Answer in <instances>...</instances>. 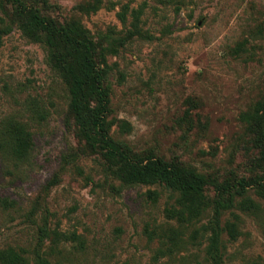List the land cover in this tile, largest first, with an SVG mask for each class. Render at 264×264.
Wrapping results in <instances>:
<instances>
[{"label": "rangeland", "instance_id": "obj_1", "mask_svg": "<svg viewBox=\"0 0 264 264\" xmlns=\"http://www.w3.org/2000/svg\"><path fill=\"white\" fill-rule=\"evenodd\" d=\"M106 1L112 9L103 1L84 15L74 7L87 0H58V16L94 33L128 28L132 12L138 15L141 36L107 59L117 120L111 136L219 179L261 173L264 139L256 142L248 120L264 101V0ZM123 6L124 25L116 16ZM33 101L45 110L38 124L27 121ZM66 103L41 47L14 28L0 34V120L26 122L33 141L28 165L14 168L0 158V200L13 202L0 206V250L31 264L36 227L45 222L56 234L41 248L48 264H206L204 243L187 238L210 216L212 191H205L203 211L189 217L163 187L104 181L93 158L58 173L61 156L76 145L63 125ZM262 125L264 135V119ZM54 173L57 183L44 192ZM36 199L29 224L24 216ZM233 204L220 216L222 264H264V199L246 189ZM226 224H233V237ZM170 235L175 251L166 254Z\"/></svg>", "mask_w": 264, "mask_h": 264}, {"label": "trees", "instance_id": "obj_2", "mask_svg": "<svg viewBox=\"0 0 264 264\" xmlns=\"http://www.w3.org/2000/svg\"><path fill=\"white\" fill-rule=\"evenodd\" d=\"M106 0H87L75 5L74 9L88 15L96 12ZM169 2V0H165ZM58 0H0V34L16 29L20 36L41 47L46 66L59 78L67 96L63 125L76 142L60 158L58 173L79 158H93L104 181L116 180L121 186L156 185L170 194L189 217L203 211L206 205V189L212 191L211 214L206 222L194 228L187 241L202 249L206 264H222L220 237L224 228L220 216L233 207L235 196H243L246 189H253L264 199V170L259 174L237 177L228 174L222 179L198 172L194 167L184 165L178 158L163 159L152 151L135 152L122 140L111 136V127L117 120L111 117L109 106L110 71L109 57L116 56L134 37H140L137 27L138 15L132 12L128 28L91 33L74 18H60ZM125 7L116 13L121 24H125ZM45 119V110L33 101L28 108V122L40 123ZM264 101L256 107L249 121V128L255 132L256 142H262ZM246 120V121H247ZM33 151L32 134L26 122L7 117L0 120V158L14 168L28 165ZM58 181L54 173L42 186L46 192ZM34 200L24 216L25 222L34 224ZM208 204V203H207ZM12 201L0 200L3 209H9ZM203 205V206H202ZM225 230L233 237V224H226ZM55 232L46 228L45 222L37 225L35 242L31 249V264H48L42 254L45 239ZM74 241L76 236L69 234ZM197 239H199L198 242ZM166 254L174 253L176 246L173 235L167 236ZM0 264H26V261L10 248L0 250ZM124 264V263H123Z\"/></svg>", "mask_w": 264, "mask_h": 264}]
</instances>
